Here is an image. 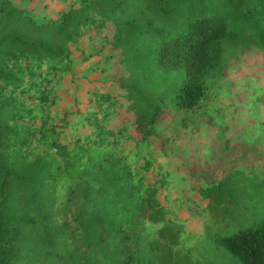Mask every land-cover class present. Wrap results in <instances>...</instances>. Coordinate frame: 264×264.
<instances>
[{
  "label": "trees",
  "instance_id": "1",
  "mask_svg": "<svg viewBox=\"0 0 264 264\" xmlns=\"http://www.w3.org/2000/svg\"><path fill=\"white\" fill-rule=\"evenodd\" d=\"M253 51L264 0H0V264H264L263 206L190 165Z\"/></svg>",
  "mask_w": 264,
  "mask_h": 264
},
{
  "label": "rangeland",
  "instance_id": "2",
  "mask_svg": "<svg viewBox=\"0 0 264 264\" xmlns=\"http://www.w3.org/2000/svg\"><path fill=\"white\" fill-rule=\"evenodd\" d=\"M76 67L77 81L82 82V87L87 86L86 78L98 81L89 72V64H78ZM241 67H238L241 68L240 71L232 73L223 86L234 84L235 81L240 84L251 83V86L246 90L239 87L233 96L231 94L235 89L231 86L228 88L230 91L214 94L216 97L212 101L222 94L218 103H224L222 106L212 103L215 112L205 114L199 130V137H209L208 152H202L199 157L193 155L190 165L200 170L210 168V173L216 179L231 175L235 183H242L243 185H238L242 190L239 195L250 202V211L254 215L258 211H255V203L264 209V52L253 51L242 62ZM193 148L198 149V145ZM203 149V145L199 147V151ZM187 170L185 168L179 175L175 174L180 179L177 186L180 185L181 189L185 187L182 179L187 176ZM211 196L217 195L212 193ZM257 216L264 214L262 212ZM259 224L258 219L249 221L251 227Z\"/></svg>",
  "mask_w": 264,
  "mask_h": 264
}]
</instances>
